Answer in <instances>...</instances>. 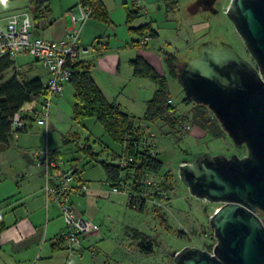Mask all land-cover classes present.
<instances>
[{"label":"rangeland","instance_id":"rangeland-1","mask_svg":"<svg viewBox=\"0 0 264 264\" xmlns=\"http://www.w3.org/2000/svg\"><path fill=\"white\" fill-rule=\"evenodd\" d=\"M158 1L152 5H147L144 1L145 3L141 5L155 14L154 22L158 26L156 28L159 37L151 39L148 54L141 52L147 49L145 46L142 48L132 46L125 52L122 51L119 56L121 60L119 70L118 62L115 66V61L110 59L104 65L106 76L97 80L106 97L120 106L123 112L131 117L135 126L141 127L148 135L150 146L153 145L152 152L164 162V170L172 172L171 200L168 208H159L152 204V200H146L145 208L139 210L129 205L130 192L129 194L124 191L113 192V187L107 183V174L103 166L92 161L83 148L91 146L93 154L99 160L111 164L113 158L118 159L121 147L111 140L103 126L95 120L75 121L74 89L70 83L65 84L69 85L70 94L63 89V95L52 100L48 129L39 126L35 121L28 133L13 134L9 138V149H7L9 145H1L7 149L0 158L1 167L7 174L19 169L16 158L22 153L27 152L32 156L35 150L47 148L52 151L59 149L62 152L67 169L73 167L83 172L90 190L86 196L80 195V198L72 196V202L75 201V204L73 203L75 209L87 213L89 217L85 216L86 219H90L98 226V233L101 235V240L91 239L95 245L98 244L97 249L101 252L89 264H176L177 253L188 247L207 251L210 246L215 247L218 241L211 226V217L222 203H211L192 195L180 178V169L182 165L191 164L204 155H221L228 158L237 155L242 158L248 154L247 148L244 146L238 149L230 136L214 139L193 125L189 126V132L182 134L160 121L154 124L142 122L147 111V103L153 98L157 84L150 79L134 76L131 61L140 56L160 75L167 78L176 107L180 113L185 114L189 113L191 106L183 102L186 94L178 79H174L168 73L164 61L166 56H176L180 68L198 56L202 45L209 43L221 47L224 42L233 47L245 60L252 61L258 66L228 15L232 0H216L220 11L214 14L197 12L194 5L199 0ZM18 2L22 0H0V6L6 7L7 3ZM51 2L56 11L60 0ZM141 18L143 22L147 20L143 16ZM53 25L54 21L48 16L46 21H39L38 30L46 36L48 29ZM129 43L132 45L131 40ZM102 58L98 56L96 63ZM16 66L22 73L25 72L29 80L42 78L45 82L48 79L44 67L32 57L17 58ZM12 73L13 70L9 71L6 77H0V84L5 78H11ZM30 107L33 106H25L26 109ZM41 109L42 107L38 106V110ZM34 165L36 166L35 163ZM34 168L38 172H43L37 166ZM158 208L161 210L160 213L156 212ZM129 228L149 235L152 241L158 243L152 254L142 251L139 247L140 242L128 234Z\"/></svg>","mask_w":264,"mask_h":264},{"label":"water","instance_id":"water-1","mask_svg":"<svg viewBox=\"0 0 264 264\" xmlns=\"http://www.w3.org/2000/svg\"><path fill=\"white\" fill-rule=\"evenodd\" d=\"M228 15L258 66L224 42L206 43L179 68L178 81L248 154L204 155L182 165L192 195L222 206L211 217L213 251L188 247L176 264H264V0H232Z\"/></svg>","mask_w":264,"mask_h":264},{"label":"trees","instance_id":"trees-1","mask_svg":"<svg viewBox=\"0 0 264 264\" xmlns=\"http://www.w3.org/2000/svg\"><path fill=\"white\" fill-rule=\"evenodd\" d=\"M26 1L31 5V14L34 22L42 21L47 17V13L50 12V0ZM80 5L92 9L90 18L94 17L106 23L111 22L108 13L105 11L100 1L81 0ZM142 14L141 10L130 11L128 23H133L136 19L140 18ZM133 32L141 36H144L148 32L152 38L157 37V33L151 30L150 25L133 30ZM164 61L168 73L174 77V79H178L179 68L177 57L168 55L165 57ZM14 65L15 61L8 58L0 61V77H4L11 71ZM131 66L136 78L150 79L157 84V89L153 98L147 103V111L142 122L154 124L160 121L170 126L175 132L182 134L184 132L181 130V123H183L189 126L193 125L205 131L214 139L229 137L212 112L203 105H198L192 100L185 98L183 102L185 105L191 106V110L188 114L180 113L171 96L167 78L160 75L143 57L140 56L131 61ZM70 84L74 89L73 109L75 121L83 122L87 119L95 120L103 126L111 140L121 147L120 155L117 156L118 159L115 164H109L99 160L98 157L93 154L91 146L88 145L83 148L84 152L90 156L92 161L103 166L107 174V183L113 188H122L125 186L126 181L132 182V184L127 186H129V189L133 193L142 195L141 198L144 200L142 204L143 208H145V201L151 196H143L146 195L147 192L145 191L144 184L141 183L148 174L158 177L162 181V185L171 191L172 172L165 171L164 162L157 154H153V145L150 146V143L146 141L145 132L142 128H137L131 117L123 112L120 106H117L106 97L92 75L90 68L86 67L81 61L77 62V64L73 66ZM49 95L48 87L40 78L28 80L22 76L20 78L18 74H16L0 85V145H8L9 138L13 134H18L12 129V119L14 116L24 110L27 105H32L34 112H40L41 110H38V106L42 107ZM170 101L173 103H170ZM35 120L36 116L34 115L31 118V126ZM28 132L29 129L20 133ZM52 153L57 159L64 163L66 167L62 152L58 149L52 151ZM124 158H134L135 162L130 163L127 167H123L121 166V162ZM67 170L72 171L77 176L78 181L87 185L81 170L73 167ZM59 172L60 170L58 169V173ZM78 191L79 190L75 189L71 193V200L72 196L78 195ZM132 201H135V199H132ZM50 204L47 202V206H50ZM130 206L135 207L136 205L132 202ZM160 211L159 208L156 210L158 213H160ZM5 229L6 225L0 216V234ZM128 234L132 235L135 240L140 242L139 247L147 254H152L155 246L158 245L156 241L151 240L152 238L149 235L137 229L129 228ZM213 249L214 245L210 246L208 250L211 252Z\"/></svg>","mask_w":264,"mask_h":264},{"label":"crops","instance_id":"crops-1","mask_svg":"<svg viewBox=\"0 0 264 264\" xmlns=\"http://www.w3.org/2000/svg\"><path fill=\"white\" fill-rule=\"evenodd\" d=\"M97 1L102 3L103 8L108 13L110 23L94 17L89 18L85 23L80 20L74 22L73 16L80 17L81 0H60V5L56 11L51 5L52 2H50V12L42 20L46 21L48 16H50V20L54 21V25L48 29V34L45 36L39 32V22L37 21L34 22L33 34L36 37H42L50 41H61L68 34L80 31L79 45L84 49L80 61L90 68L92 75L102 88L97 79L106 76L104 65H106L107 61L113 59L115 66L118 62L117 69L119 70L121 67L119 56L122 51L125 52L126 49H130L132 46L139 48L145 46L147 49L141 50V52L148 54L147 50L151 49V39L159 37L156 28L158 26L154 22L155 14L150 13L149 8L146 13L143 12L142 14L143 18L147 19L145 22L142 21L141 16L133 23H128L130 11L142 9L141 6L138 8L135 5V1L141 2V5L144 1L147 2V5H152L159 1ZM5 5L6 7L0 6V19H6L16 13L31 14V5L26 0L16 4L7 3ZM146 25L151 26V30L157 33V37L152 38L148 32L144 36L133 32V30ZM129 40H131L132 45ZM145 40L146 44H143ZM98 56L103 58L96 63ZM44 69L48 79L45 82L42 81L47 84L51 80V76L45 67ZM12 70V76L18 74V77L21 78L22 76L28 79L25 72L22 73L20 68L16 66V61ZM9 79L5 78L1 81V84ZM68 87L69 85L65 86L64 92L69 93ZM32 109L33 107H30L26 110ZM9 148L10 145L7 149ZM7 149L0 145V158ZM56 150L58 149L53 151ZM16 159L19 169L10 174L4 172L0 163V216L6 225V229L0 234V264H89L101 252L99 250L96 255L90 252L93 248H98V244L95 245L91 239L101 240V235L97 232L95 235L88 236L83 242L81 253L80 248L76 249L77 254H70L62 250L58 239L59 234L65 229V221L55 203L47 206L43 172H38L34 168L36 166L33 158L27 152L22 153ZM116 160V158H113L111 163L115 164ZM74 196L80 198L78 195ZM73 203L75 204L74 200ZM81 214L89 217L84 211Z\"/></svg>","mask_w":264,"mask_h":264},{"label":"built area","instance_id":"built-area-1","mask_svg":"<svg viewBox=\"0 0 264 264\" xmlns=\"http://www.w3.org/2000/svg\"><path fill=\"white\" fill-rule=\"evenodd\" d=\"M139 8L141 2L135 1ZM229 9V8H228ZM142 12H147V7L140 8ZM92 9L80 5V17L73 16L74 22L80 20L85 23L91 16ZM34 21L29 13H16L6 19H0V61L10 59L16 61L17 58L28 56L44 66L51 76V80L46 84L49 89V97L44 101L41 111L22 110L12 119V129L20 133L30 128L32 116H36L39 126L49 128L50 107L54 97L62 96L65 84L70 83L73 74V66L80 61L84 49L79 45L80 31L68 34L61 41H50L33 34ZM146 40L144 41V43ZM170 103H173L170 101ZM33 113V114H32ZM181 130L189 132V125L181 123ZM146 141L149 137L145 133ZM150 143V142H149ZM33 161L36 166L42 169L45 176V194L48 204L55 203L61 216L65 221V229L59 235V245L62 250L70 254H77L76 249L83 248L84 240L98 232V226L90 219L81 214L72 204L71 193L77 189V194L85 195L89 187L78 181L77 176L70 170L65 169V164L57 159L50 149H38L33 152ZM135 162L134 158H124L121 166L127 167ZM58 169L60 172L58 173ZM144 184L145 196L151 195L147 200H152V204L161 208H168L171 200L170 190L162 185V181L148 174L142 181ZM132 182L126 181L122 188H113L114 193L124 191L130 192L129 205L133 202V208L142 210L144 200L141 194L131 193L129 186ZM148 186V187H146ZM135 199V201H132ZM261 216V215H260ZM90 252L96 255L99 250L92 249Z\"/></svg>","mask_w":264,"mask_h":264},{"label":"flooded vegetation","instance_id":"flooded-vegetation-1","mask_svg":"<svg viewBox=\"0 0 264 264\" xmlns=\"http://www.w3.org/2000/svg\"><path fill=\"white\" fill-rule=\"evenodd\" d=\"M194 7L196 8L197 12H206L210 14H214L220 11L218 8V2L216 0H199ZM251 64H253L252 61H249ZM254 65V64H253ZM255 66V65H254ZM261 216H264L262 213H260Z\"/></svg>","mask_w":264,"mask_h":264}]
</instances>
